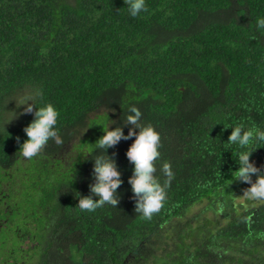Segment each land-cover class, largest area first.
I'll list each match as a JSON object with an SVG mask.
<instances>
[{
	"label": "trees",
	"instance_id": "obj_1",
	"mask_svg": "<svg viewBox=\"0 0 264 264\" xmlns=\"http://www.w3.org/2000/svg\"><path fill=\"white\" fill-rule=\"evenodd\" d=\"M146 4L134 18L124 0H0V264H264V199L236 202L251 185L224 128L264 129V0ZM48 103L63 143L26 159L24 109ZM129 104L160 133L161 185L173 172L150 220L128 183L135 137L108 150L118 205L77 206L103 126L133 127ZM250 160L264 171V147Z\"/></svg>",
	"mask_w": 264,
	"mask_h": 264
},
{
	"label": "clouds",
	"instance_id": "obj_2",
	"mask_svg": "<svg viewBox=\"0 0 264 264\" xmlns=\"http://www.w3.org/2000/svg\"><path fill=\"white\" fill-rule=\"evenodd\" d=\"M128 13L132 17H137L143 12H147L146 0H124ZM258 29H264V19H257ZM39 95V92L36 93ZM29 104L24 111L32 113L34 119L23 129L27 139L20 145L19 152L22 157L31 159L42 153L49 140H54L56 144H62V138L56 129L58 121V111L51 103L42 107H35ZM142 112L135 104H129L128 115L124 123L132 125L127 135L123 127L110 128L111 124L103 126L102 135L94 144L93 153L99 150V154L94 155L92 176L94 183L89 185L91 195L81 196L78 193L77 206L81 211L94 212L97 208L110 204L117 206L119 203L118 188L123 183L121 172L118 169L116 160L108 154V150L117 145L122 139L129 140L135 137L134 142L126 152L128 161L134 165L132 175L128 179L131 185L133 198L135 200L136 213H140L144 219L150 220L154 213L158 212L165 197V188L173 178V172L169 163H164L161 171L167 177L164 184L158 181L155 173L157 171L155 161L160 156V133L151 124L141 123ZM231 128L228 137L229 145H236L238 152L236 164L238 168L233 171L235 180L250 184L243 195L250 200L264 199V171L258 168L254 161L250 160L252 153L264 147V129L255 125L245 128L244 125H236ZM138 129V131H137ZM253 175L256 176L253 182Z\"/></svg>",
	"mask_w": 264,
	"mask_h": 264
},
{
	"label": "rangeland",
	"instance_id": "obj_3",
	"mask_svg": "<svg viewBox=\"0 0 264 264\" xmlns=\"http://www.w3.org/2000/svg\"><path fill=\"white\" fill-rule=\"evenodd\" d=\"M14 116L12 113H9V118L12 119ZM18 117H16L15 119H13V122L17 121ZM247 196L243 195L241 198L237 199V203H244L246 201ZM248 199V198H247ZM263 199L258 200L257 202H262ZM256 202V201H255ZM210 205L209 201H204L203 203L197 205L196 207H194L191 210V213L189 214V217L194 216V215H198L201 214V212H203V210H206Z\"/></svg>",
	"mask_w": 264,
	"mask_h": 264
}]
</instances>
